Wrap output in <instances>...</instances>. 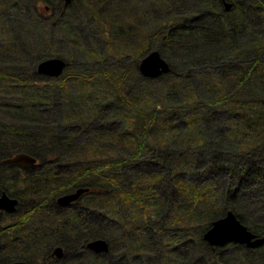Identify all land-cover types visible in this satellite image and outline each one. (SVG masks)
<instances>
[{
  "label": "trees",
  "instance_id": "trees-1",
  "mask_svg": "<svg viewBox=\"0 0 264 264\" xmlns=\"http://www.w3.org/2000/svg\"><path fill=\"white\" fill-rule=\"evenodd\" d=\"M226 1L234 3L229 11ZM34 3L46 9L25 16V0H0V154L25 152L39 163L11 167L9 193L20 199L25 222L0 262L264 264V245L219 247L203 238L230 210L264 235V25L249 26L252 9L264 23V0ZM88 15L106 44L100 56L134 67L39 76L41 60L60 56L55 44L83 45L74 18L83 25ZM222 41L229 50L217 46ZM152 48L168 59L170 73L141 74ZM231 51L234 59L217 58ZM100 103L116 108V117L104 115ZM215 114L223 118L211 119ZM177 130L187 132L172 145ZM82 187L89 190L77 207L55 203ZM97 238L109 242L107 253L87 248ZM56 245L65 247L61 259L52 255Z\"/></svg>",
  "mask_w": 264,
  "mask_h": 264
},
{
  "label": "water",
  "instance_id": "water-1",
  "mask_svg": "<svg viewBox=\"0 0 264 264\" xmlns=\"http://www.w3.org/2000/svg\"><path fill=\"white\" fill-rule=\"evenodd\" d=\"M73 0H65V4L69 5ZM234 6L232 2H225V9L231 10ZM62 57H50L41 61L38 65V72L51 76L58 77L63 73L66 62ZM139 70L142 75L149 78H157L160 75L170 71V65L167 59L162 55L159 50L147 52L141 59ZM10 164H18L22 166H33L37 163V158L25 152H20L5 160ZM88 187L78 188L75 191L67 192L58 197L57 202L59 205L67 206L74 201H77L81 195L88 191ZM18 200L10 199L9 196L4 194L0 197V209L6 208L10 212L16 211ZM204 240L212 246H225L230 242L246 244L248 247L257 248L264 245V236L257 235L248 229L237 214L230 210L225 215L215 219L212 226L204 233ZM88 249L96 253L107 252L110 249L109 242L104 238L93 239L87 244ZM64 248L57 246L54 248L52 255L61 259L64 257ZM10 264H30L27 261L20 260Z\"/></svg>",
  "mask_w": 264,
  "mask_h": 264
},
{
  "label": "rangeland",
  "instance_id": "rangeland-1",
  "mask_svg": "<svg viewBox=\"0 0 264 264\" xmlns=\"http://www.w3.org/2000/svg\"><path fill=\"white\" fill-rule=\"evenodd\" d=\"M37 7H39V8L41 7L42 9H44V7H45V9H46V5L43 3H40V6H39L38 4H35V3L33 4V0H25V4L22 6V12L24 13L25 16H27L31 13V11L36 10ZM185 7H187L186 4H185ZM47 12L50 13L49 8L47 9ZM249 13H253L252 18H251V19H253V21L250 22L249 26H251L252 28H255L257 31H260L264 25V23L262 22L261 12L258 9H252L249 11ZM84 19H85V22L82 25L81 23H79V20L77 18H74V23L76 24L78 22L76 28L80 32V34L82 35L80 38V41L83 45L78 47V46H73V45L72 46L67 45L65 42L64 43L58 42V44H55V46H54V50H57V53L61 57H63L64 58L63 60L66 62V66L63 70V73L65 72V70L67 68L72 69V70H76V71H84V70H86V71H97V70H100L102 66L107 68V69H110V68L119 69V67L123 68L125 66H130L129 69H132L134 67V65H133V63L129 65L128 59L120 60V58L114 54L107 55V56H105V58H102L100 56L106 50V44L103 42V38L102 37L100 38V33L93 26V23H96L97 20H96V18H91L89 15L87 17H85ZM246 37L248 38V36H246ZM152 45L158 46L159 48H161L160 47L161 43L158 41H156L155 43H152ZM217 46L219 48H221V47L222 48H228L229 47V46H226L224 41L219 42ZM229 48H228V50H229ZM155 49H158V48H152V50H155ZM92 50L96 52L98 57H94V56L90 55V52ZM84 53H86L88 56ZM230 54H231V56H230ZM215 55H216V53H215ZM232 57L234 59L235 54H233V52L231 51V52L225 53V55L222 54V55L218 56L217 58H223L222 59L223 61H228ZM222 60H220V61H222ZM167 61H168V59H167ZM168 63L170 64L169 61H168ZM202 69L205 70L206 68L202 67ZM168 73H170V71ZM61 75H59V76H61ZM39 76H41V77L45 76L48 78H52L51 76H47V75H43V74H39ZM99 77H101V76H99ZM53 78H57V77H53ZM100 79L101 78L97 79V81H96L97 85H99ZM139 88H140V83L135 84L133 87V90H136ZM99 94L100 95L102 94L101 90L99 91ZM96 99H97V97H96ZM96 99L94 100V102H96L98 104L99 101H97ZM174 102H176V101H174ZM98 106H100V108L103 109L104 115L110 114V116L116 117V114H114L113 111L111 110V109L116 110V108H108V107L101 105V103ZM10 110H12V109H10ZM16 114L18 116H21V110H19ZM54 115L56 116L57 119L59 118L58 114L54 113ZM199 117L204 118L205 116H199ZM222 118L223 117L220 114H215L211 117V119H213V120L214 119L220 120ZM225 119L226 118H224L223 120H225ZM179 124H182V123H179ZM223 127H224V125L221 126V130L220 129L218 130V132L221 133V136L224 135ZM210 128H212L211 131H210ZM214 128H215V123L213 121L211 124L208 122V129H209L208 130L209 132L207 133L208 136L209 135L212 137L215 136L214 133H213V135L210 134V132H212L214 130ZM194 130L196 133L199 132V130L197 128H195ZM177 132L179 133L178 135L172 134L171 135L172 138H169V141L171 142L172 145H179L181 142L180 138H181L182 134L186 133L187 131L177 130ZM218 132H217L216 136L219 135ZM145 156H147V154H145ZM167 166L170 167V165H167ZM242 166H243L242 164H237L238 171L242 170ZM230 173H231L230 169L226 170V172L223 173V175H222L223 182H225L224 179L229 178ZM246 198L247 199H245V200H250L252 198V196L248 193L246 195ZM219 247H225V246H219ZM76 248H77V245L74 246V251ZM90 251L95 253V251H92V250H90ZM107 252H102V253H107ZM37 259H38V262H40L42 260V257L40 256Z\"/></svg>",
  "mask_w": 264,
  "mask_h": 264
},
{
  "label": "flooded vegetation",
  "instance_id": "flooded-vegetation-1",
  "mask_svg": "<svg viewBox=\"0 0 264 264\" xmlns=\"http://www.w3.org/2000/svg\"><path fill=\"white\" fill-rule=\"evenodd\" d=\"M39 63L37 64V72H38ZM39 74H41V73H39ZM18 153H20V152H18ZM18 153H16V154H18ZM16 154H14V155H16ZM14 155H10V156L2 158V154H0V197L3 196L4 194H6L7 196H10V193H9L10 179L9 178H10L11 167L17 166L20 169L26 170L28 168H35V166H37V164H39L37 161V163L35 165L27 167V166H22V165H18V164L12 165V164L5 161L7 158L12 157ZM15 197L21 203L20 199L17 196H15ZM57 199H58V197L56 198L55 203L58 205V207H63V208H67L69 206H74L80 200V199H78L77 201H74L67 206H63V205L58 204ZM77 206L78 205H75L74 207H77ZM22 212L23 211H21L20 208H17L16 211H14V212H7L6 210H0V251L6 252L8 250L7 242H9L10 236H13L14 238H16V234L23 230V228H24L23 225L25 222V216L23 215ZM17 218H19V222H17ZM16 223H18V225H16ZM57 246H62V245H56L55 247H57ZM62 247L65 250V247L64 246H62ZM96 254H100V253H96ZM17 259H19V258H15L13 260L11 258H8V259H6L7 263H5V264L20 261ZM0 264H4V262H0Z\"/></svg>",
  "mask_w": 264,
  "mask_h": 264
},
{
  "label": "bare ground",
  "instance_id": "bare-ground-1",
  "mask_svg": "<svg viewBox=\"0 0 264 264\" xmlns=\"http://www.w3.org/2000/svg\"><path fill=\"white\" fill-rule=\"evenodd\" d=\"M45 60V59H44ZM43 61V60H42ZM170 65V71H171V64H169ZM169 72V71H168ZM168 72H166V73H164V74H167ZM9 198L10 199H16L17 200V198L15 197V196H13L12 194H10V196H9ZM20 206H21V203L18 201V203H17V205H16V209L17 208H20ZM0 210H6L7 212H10V211H8L6 208H1ZM13 263V262H12ZM10 264V263H9Z\"/></svg>",
  "mask_w": 264,
  "mask_h": 264
}]
</instances>
